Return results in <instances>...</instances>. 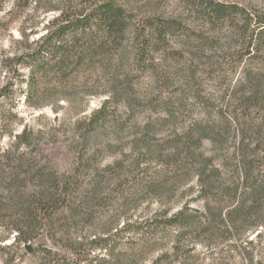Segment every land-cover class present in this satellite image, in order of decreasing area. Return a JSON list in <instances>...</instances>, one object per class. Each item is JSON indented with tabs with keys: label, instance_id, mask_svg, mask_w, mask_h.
<instances>
[{
	"label": "rangeland",
	"instance_id": "rangeland-1",
	"mask_svg": "<svg viewBox=\"0 0 264 264\" xmlns=\"http://www.w3.org/2000/svg\"><path fill=\"white\" fill-rule=\"evenodd\" d=\"M89 1L0 0V87L11 81L10 59L32 47L61 10ZM117 1L136 24L145 17L174 22L171 29L167 26V43L156 39L154 47L144 49L130 29L102 73L103 85L96 87L101 95L87 94L83 86L74 102L48 97L44 106L32 107L19 94L16 102L0 105L6 116L0 120L1 164L21 155L23 147L16 149L14 143L26 128L32 132V147L24 149V160L37 156L35 164L49 173L70 174L80 166L74 177L80 192L71 202L76 210L69 209L55 230L40 231L27 246L9 225L20 217L19 197L33 181L27 168L21 169L17 180L15 174L11 185L19 190L13 197L16 206L4 204L0 213V264H153L165 253L160 264H247L248 252L260 256L257 230L223 241L224 227L215 225L213 233L192 242L205 220L197 179L186 174L167 185L161 179L169 171L166 154L194 125L209 136L196 152L212 157L220 167V180L238 183L242 163L235 153L238 142L243 137L264 140V43L246 54L251 28L245 21L212 19L193 1ZM218 1L264 14V0ZM109 95L104 119L83 139L87 123L77 126L76 121L92 115ZM252 96L262 100L260 106ZM149 121L151 130L144 134ZM197 153L194 161L199 167ZM245 160L264 163L262 155L251 152ZM147 181L160 184L157 195L148 190ZM93 183L99 184L97 192L91 191ZM6 194L2 190L0 195ZM184 205L191 207L189 214L197 221L183 230L175 252V230H158L154 235L147 227L165 210L172 214ZM249 211L264 215V206L247 204L243 216ZM189 243L196 245L188 253ZM45 248L57 254L51 256Z\"/></svg>",
	"mask_w": 264,
	"mask_h": 264
},
{
	"label": "trees",
	"instance_id": "trees-1",
	"mask_svg": "<svg viewBox=\"0 0 264 264\" xmlns=\"http://www.w3.org/2000/svg\"><path fill=\"white\" fill-rule=\"evenodd\" d=\"M189 1L196 2L212 19L235 21L236 18L241 17L245 25L251 28L250 40L245 47L246 54H251L253 49H257L264 43L263 13L258 14L243 5L225 1L185 0V2ZM167 26L171 29L174 22L168 24L165 20L155 17H145L136 24L131 12L117 0H92L79 8L61 10L49 24L47 32L35 40L32 47L9 60L7 69L12 76L11 81L0 87V105L2 102H16V96L19 94L25 96V101L32 107L44 106L48 97H52L53 100L62 99L68 103L74 102L78 96L77 90L83 86L87 87V94L101 95L102 92L96 87H99V84L102 87V81H104L102 73L108 62L114 60L111 58L112 53L119 48L120 40L124 35L132 29L134 36L141 38L143 48L148 50L155 46L156 39L161 43H167L166 36L169 33ZM252 98L254 104L260 106L262 100H259L257 96ZM110 100L111 95L104 99L101 107L92 115L76 121L77 126L87 123V126L83 128L86 130L83 139H87L88 132L94 130L104 119L105 109ZM5 118L3 111H0V120L4 122ZM150 127L149 121L143 127L144 134L149 133ZM186 133L184 139L177 142L171 153L166 154L169 159L166 164L169 171L163 174L161 180L167 185L186 174H191L190 178L197 179L199 200L204 201L201 217L205 220L202 221L204 223L202 231H198L196 240L191 239V241L197 242L200 235L206 236L213 233L215 225L224 227L223 241L235 239L237 235L248 229H255L258 231L255 237L261 247L260 256L255 257L248 252L247 264H264V215H254L252 211L246 215L244 213L245 216L242 213L247 204L251 208L264 206L262 201L264 199V163L255 165L245 160L248 152L254 153L257 157L261 155L264 157V140L257 138L254 141L253 138L247 140V137H243L238 142L235 153L242 161L238 172L240 180L232 185L229 180L222 181L218 178L221 173L220 167L212 161V157L205 158L203 153L196 152L197 147L202 146L203 140L209 136L203 134L202 130L194 125ZM31 137L32 132L26 128L19 132L16 135L14 147L16 149L23 147L21 155L15 157L12 162L0 163V194L2 190L7 192L6 197L0 195V213L6 208L4 204L8 205V208L9 205L16 206L13 197L19 190L15 191L11 185L15 181V174H19L16 177L17 180L21 175V169L27 168L28 174L32 177L33 185L27 186L24 194L21 192L19 197L21 202L18 206L22 207L20 217L15 223L9 225V228L17 232L19 239L26 243V246L32 239L38 237L40 231L55 230L56 225L63 217H66L69 209L71 213L74 212L76 209L71 202L80 192V185L74 180L80 169L79 165L74 166L70 174H59L58 172L49 173L44 166H37V163L35 164L37 156L32 155L29 161L24 160L27 153L24 149L32 147ZM196 153L202 162L199 167L195 166ZM80 155L81 153H78V157ZM5 171L9 172L8 176L4 174ZM2 182L5 183L4 186ZM98 185L93 183L91 191L97 192ZM146 187L157 195L160 184L155 185L147 181ZM219 194L227 198L225 199L227 204L224 199L218 197ZM26 203L28 205L24 206ZM190 208L189 205H184L172 214L165 210L160 214V218L156 217L153 220L154 224H150L147 229H153L154 232L151 233L154 235L158 233V230H175L172 249L176 252L181 236L186 233L183 230L187 226L194 225L196 215L189 214ZM224 208L226 212H223ZM248 243L252 244L253 239ZM195 245V243L187 244L188 253L194 250ZM31 249L33 252V248ZM43 250L51 256L57 254L51 249ZM166 255L167 253L162 254L153 261V264H160L162 257Z\"/></svg>",
	"mask_w": 264,
	"mask_h": 264
}]
</instances>
